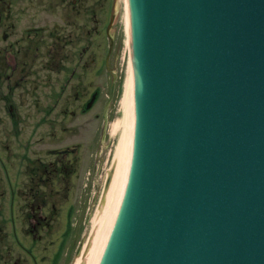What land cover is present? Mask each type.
<instances>
[{"label": "water", "instance_id": "1", "mask_svg": "<svg viewBox=\"0 0 264 264\" xmlns=\"http://www.w3.org/2000/svg\"><path fill=\"white\" fill-rule=\"evenodd\" d=\"M137 122L99 264H264V0H129Z\"/></svg>", "mask_w": 264, "mask_h": 264}, {"label": "rangeland", "instance_id": "2", "mask_svg": "<svg viewBox=\"0 0 264 264\" xmlns=\"http://www.w3.org/2000/svg\"><path fill=\"white\" fill-rule=\"evenodd\" d=\"M39 0H12L14 8L26 6L27 4H34ZM53 1L54 9H57L55 14L49 15L46 22L50 26L61 25L59 28V38L54 34V44L52 52L62 58V61L51 60L49 62H37L29 64V73L26 78L22 80V84H28L32 87V98L35 104L39 97L37 96V89L40 88L44 81H49L51 76L61 79L67 71L71 68H77L78 76L71 83L70 95H54L51 100L57 103L58 115L63 112L65 108L71 111H77L76 115L68 114V116H61L60 121L68 122L69 129L73 133L64 132L62 125L59 123L45 122L43 126L36 127L37 117L33 109L25 111L29 117L25 121L27 126L21 128V98L31 105L32 99H28L25 94L16 89L2 90L0 89V263L6 262V258L11 253H16L18 244L12 234L6 235L7 227L9 226V216L4 213L6 208L5 202H10L13 198L11 191L6 187L8 181L21 187V181L24 182L25 190L20 192L21 199H27V191L32 187L26 185L23 160L20 157L22 153L33 150L28 148V143L22 142V138L32 139L44 136L45 138H62V142L73 143L79 142L84 145L83 159L81 161V168L87 171V181L92 192L88 195V207L94 205L93 197L97 196L99 189L103 187L102 174L103 168L108 169L114 160L116 147L121 137L119 131L113 130V123L117 119L123 117L122 113V98L125 92V83L128 76L130 47L127 45V27H126V4L125 0H47ZM2 6H6L2 3ZM113 11L114 23L111 34L114 36V47L110 56V67L119 75L117 80V87L110 111V122L108 129V138L104 144L99 143L102 127V108L110 94L112 83L111 73L105 70V62L109 52L110 40L106 36L105 28L109 13ZM59 15L57 16V13ZM87 20H91L92 27H97L96 30H88L89 25ZM4 22L15 25L13 29L14 34L20 36L23 42L32 47L42 46L43 43L38 39H30L27 35V28L33 24L39 23L34 18L31 9H24L19 11L12 10L8 19ZM12 36L8 41L9 44L13 40ZM91 41L95 48V54H90L88 46ZM49 42H51L49 40ZM21 57L19 54L11 60V63L19 65ZM18 71H15V76ZM86 76V80L84 79ZM82 80L81 83H78ZM87 81V82H86ZM56 84L58 86L60 83ZM86 85L89 86V91L96 90L95 100L90 107H86V103L90 101L85 99L80 101L75 97V91H87ZM67 96V97H65ZM61 105V107H60ZM55 130V135L49 133ZM23 131V136L20 132ZM73 138V139H72ZM99 149V152L97 150ZM9 167L6 172L4 165ZM105 178V175H104ZM6 190V200L2 197V192ZM101 195V194H100ZM99 195V197H100ZM61 202V201H60ZM16 205L20 206V198L17 199ZM98 207V206H97ZM96 208V206L94 207ZM54 228H57L55 222L52 223ZM90 228V226H89ZM63 231L60 232L62 234ZM60 234H48L45 236L46 242L52 240L45 247V242L33 238L32 235L24 233L22 235V242L31 248L37 249L39 253V264H70L71 255L68 254L67 248L76 243V236H72L70 243L66 247L63 246ZM86 235L84 236V238ZM37 240L35 242L34 240ZM59 241V243H58ZM73 255V254H72Z\"/></svg>", "mask_w": 264, "mask_h": 264}, {"label": "flooded vegetation", "instance_id": "3", "mask_svg": "<svg viewBox=\"0 0 264 264\" xmlns=\"http://www.w3.org/2000/svg\"><path fill=\"white\" fill-rule=\"evenodd\" d=\"M72 1L76 2V0ZM2 3L6 6H2ZM12 8L13 11H19V9H26V11L31 9L33 11L34 18L39 23L27 28V35L30 39H38L43 43L42 46H36L33 50L32 47L23 42L20 36L14 34L15 25L12 22L9 24L4 22L8 19ZM57 9H54L53 1L47 0H39L32 5L27 4L17 8H14L12 0H0V89L12 90L18 88L22 95L25 94L28 99H32L30 105L29 102H25L23 97L21 98V128L27 126L25 121L29 116L25 114V111H29L32 108L37 117V123L35 124L37 128L49 121L53 124H61L64 132L73 133V130L68 127V122L60 121V118L62 115L68 116L67 113L76 115L77 111L65 108L58 115L57 103L53 102L51 98L54 95H70L71 83L78 76L77 68L70 67V70L61 79L51 76L49 81L45 80L43 85L37 89L39 100L35 104L32 98L33 88L28 84H22V80L29 73L30 63L63 60L56 56L51 49L54 44V34H56V38L61 36L59 34L61 25L50 26L46 22L48 16L55 14ZM58 15L59 12L57 13ZM92 23L91 20L86 21L90 31H94L97 28L92 27ZM12 32L13 40L7 44L6 41L10 39ZM88 51L92 55L95 54L92 41L88 46ZM17 54L21 57L19 65L11 63V60ZM15 71H18L16 76ZM84 79L86 80V76ZM56 82H61V85L58 86ZM81 82L82 80L78 83ZM86 88L87 91L85 92L79 89L76 90L75 97L80 101L85 99V103L90 99L85 104L88 107L95 100L96 90L89 91L88 85H86ZM49 134L55 135V130H52ZM20 136H23V131L20 132ZM25 141L28 143V148L32 147L33 150L22 153L20 157L23 160L26 185L32 187L27 191V199H21L20 192L25 190L24 182H20L22 184L21 187H16L11 182L6 184L13 196L10 202H5L6 208L3 209L4 213L9 216V226L7 227L6 235H13L18 244V249L16 253L8 255L6 262L0 264H39L37 249L26 246L22 242L21 236L24 233L41 240V243L45 242V247H47L52 240L46 242L45 236L48 234H60L63 231L60 236L63 246L66 247L70 243L80 219L85 217V223H87L92 213L93 205L91 204L89 207L87 205V197L92 192V189L89 187L88 182L84 183L87 171L81 168L83 159L81 143H67L62 142V138H45L44 136L27 140L22 138V142L25 143ZM64 148H70V150L58 151ZM3 169L6 172L9 171V167L6 164ZM0 172L2 173L1 169ZM6 196L7 193L4 190L2 197L5 200ZM18 198L21 201L20 206L16 205ZM95 201L96 196L93 197L92 202ZM53 222L57 224V228L52 226ZM34 241L37 242V240ZM67 252L71 255L70 260L72 261L70 264H73L72 246L67 248Z\"/></svg>", "mask_w": 264, "mask_h": 264}, {"label": "bare ground", "instance_id": "4", "mask_svg": "<svg viewBox=\"0 0 264 264\" xmlns=\"http://www.w3.org/2000/svg\"><path fill=\"white\" fill-rule=\"evenodd\" d=\"M127 3L126 27L128 30L127 45L131 44L130 29V9ZM135 78L132 56L129 57L128 76L125 83V92L122 98L123 117L113 123V130L119 131V138L114 160L111 169L107 172L110 177L109 183L103 189L100 204L92 220V230L90 242L84 252L80 253L74 264H99L107 235H113L115 219L119 204V198L126 175L129 181L134 144V130L136 124V98H135ZM90 247V248H89ZM89 248V251H88Z\"/></svg>", "mask_w": 264, "mask_h": 264}]
</instances>
